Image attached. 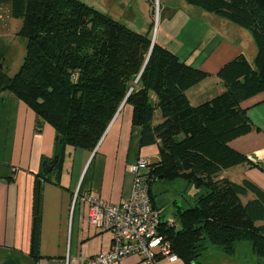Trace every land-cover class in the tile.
<instances>
[{
	"label": "trees",
	"instance_id": "obj_1",
	"mask_svg": "<svg viewBox=\"0 0 264 264\" xmlns=\"http://www.w3.org/2000/svg\"><path fill=\"white\" fill-rule=\"evenodd\" d=\"M186 1L249 29L257 47L253 58L240 53L227 62L218 72L225 89H209L204 96L211 97L198 105L189 102L186 91L210 73L81 0H0L23 20L20 34L27 39L17 73L11 77L0 69V91L13 92L34 110L38 129L41 122L55 128L59 161L66 145L95 149L128 102L133 123L142 130L141 146L159 148V159L146 169L150 185L162 175L197 189L195 205L178 206L177 220L162 216L160 231L178 258L200 264L208 243L232 255L244 241L264 257V191L249 180L219 178L221 171L247 160L264 170L262 162L230 146L254 128L242 103L264 92V0ZM41 221L42 180L37 178L33 257L39 256Z\"/></svg>",
	"mask_w": 264,
	"mask_h": 264
},
{
	"label": "crops",
	"instance_id": "obj_2",
	"mask_svg": "<svg viewBox=\"0 0 264 264\" xmlns=\"http://www.w3.org/2000/svg\"><path fill=\"white\" fill-rule=\"evenodd\" d=\"M154 1L146 0L141 5V0H108L105 6L111 16L129 20L135 30L145 33L149 29L148 19L141 12L146 14L149 10L155 14ZM157 8L158 26L153 42L167 47L182 61L216 75L227 62L243 53L242 33L234 23L228 21L222 25L221 17H215L216 24L212 25L203 9L186 0H158ZM213 87L220 89L216 85L207 87L199 94L200 100ZM242 106L247 109L254 128L232 140L230 146L264 165V92L248 98ZM37 125L34 110L13 92L0 91V264H85L111 247L113 233L89 223L86 202L79 200L73 209L74 195L93 192L110 203L128 199L134 179L130 165L140 157L149 162L158 160L159 148L141 146V127L133 123V107L124 101L95 149L66 145L59 164L43 178V162L56 154V130L46 122H41L40 129ZM231 169H236L233 173L237 179L231 178L232 181L249 180L264 191V170L260 166L247 160L221 171L219 178L228 177L226 171ZM37 178L42 180V221L39 256L33 257L30 249ZM154 203L160 207L155 195ZM177 203L174 200L176 211L181 206ZM162 208H159L162 215L168 219ZM213 250L223 254L226 261V257L234 255L210 245L206 253ZM116 264L185 262L180 258L169 261L158 257L151 263L131 254Z\"/></svg>",
	"mask_w": 264,
	"mask_h": 264
},
{
	"label": "rangeland",
	"instance_id": "obj_3",
	"mask_svg": "<svg viewBox=\"0 0 264 264\" xmlns=\"http://www.w3.org/2000/svg\"><path fill=\"white\" fill-rule=\"evenodd\" d=\"M88 6L93 7L94 9L109 14L107 6L108 0H81ZM154 10L155 14H152L147 12L145 8H141L143 11L147 12L146 14H142L143 16L147 17V28H149L145 33L143 34H149V37L153 39V35L157 30L158 21H157V10H158V0L154 1ZM146 3V0H141V5H144ZM153 7V6H152ZM204 10V9H203ZM204 16L206 17L207 21H210L212 25L216 24L215 17H221L215 13L209 12L204 10ZM246 15V14H245ZM114 19H116L114 16H112ZM140 17V15H139ZM222 18V19H221ZM220 20L221 24L227 23L228 21L233 23L232 21L225 19L221 17ZM122 23H124L126 26L131 28L132 30L142 33L139 30H135L134 23L128 22L129 20H120L116 19ZM154 23V24H153ZM236 25V24H235ZM234 25V26H235ZM238 25H236L237 27ZM23 27V20L14 18L11 15L10 11V4L8 2H0V69L3 68V70L11 77H13L17 71L20 69L22 63L25 60L26 53H27V39L23 37L20 34V31ZM214 28V27H213ZM236 30H239L241 35V41H240V48L243 50V53L251 59L256 54L257 47L254 42L253 35L251 31L244 27H237ZM240 35V33H239ZM211 85H216L218 88H220L222 91L225 89V81L221 77L219 73H216V75H208L206 79L202 80L200 83L196 84L195 86L191 87L186 91V96L189 100V102L192 105H198V103L203 99H209L211 96H203L200 100L201 92H203L207 87ZM155 160H151V163H154ZM236 169H231L226 171V175L228 178H232L234 180H237L234 176V173ZM153 193L155 195V198L157 200L158 207L160 206L161 209L164 207V215L168 216L169 220H177V216L175 215L176 206L174 204V200L178 201V205L184 206V207H190L195 205L196 200V193L197 189L194 187L193 184L187 183L183 179H176V180H167L162 177V175L159 176V179L152 184ZM244 200H247V196L242 197ZM159 207V208H160ZM210 246H216L219 248H222L219 245H214L212 243H208ZM236 250L234 251L233 256L226 257L228 261H226L223 257V254L221 256L220 253H218L216 250L210 251V253H206V251L198 258V261L204 264H264V257L259 256L258 254L254 253L251 245L248 242H240L236 245ZM234 260V261H232ZM238 261V262H236Z\"/></svg>",
	"mask_w": 264,
	"mask_h": 264
},
{
	"label": "built area",
	"instance_id": "obj_4",
	"mask_svg": "<svg viewBox=\"0 0 264 264\" xmlns=\"http://www.w3.org/2000/svg\"><path fill=\"white\" fill-rule=\"evenodd\" d=\"M149 163L147 158L140 157L130 165L134 178L132 192L128 199L120 203L104 201L93 192L83 195L77 192L74 195L73 209L79 200L86 202L89 223L113 233L111 247L89 258L85 264H116L131 254L151 263L158 257L178 260L171 243L160 231L163 215L154 206L150 194V179L146 174Z\"/></svg>",
	"mask_w": 264,
	"mask_h": 264
},
{
	"label": "water",
	"instance_id": "obj_5",
	"mask_svg": "<svg viewBox=\"0 0 264 264\" xmlns=\"http://www.w3.org/2000/svg\"><path fill=\"white\" fill-rule=\"evenodd\" d=\"M58 161H59V156L57 154H55L52 159L44 161L43 162L44 174L48 175L49 173H51L56 167Z\"/></svg>",
	"mask_w": 264,
	"mask_h": 264
}]
</instances>
